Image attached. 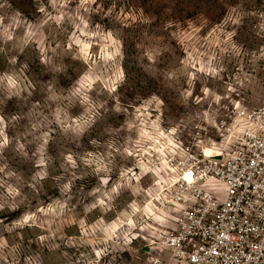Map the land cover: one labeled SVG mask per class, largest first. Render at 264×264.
Segmentation results:
<instances>
[{"label":"rangeland","instance_id":"obj_1","mask_svg":"<svg viewBox=\"0 0 264 264\" xmlns=\"http://www.w3.org/2000/svg\"><path fill=\"white\" fill-rule=\"evenodd\" d=\"M44 3L59 21L41 26L37 0H0V143L5 136L9 141L0 148V197L11 203L13 190L26 197H16L15 210L0 212V234L9 246L13 235L17 242L25 232L51 235L75 253L74 264H107L114 242L130 230L118 262L131 264L135 248L140 264H152L161 253L159 232L171 224L169 158L197 139L203 151L221 152L230 143L222 123L241 99L231 91L234 81L244 79L249 96L257 83L264 88V58L253 62L258 49L236 56L228 43L240 10L256 9L239 0L230 7L221 0H177L175 9L155 0L82 7L69 0L64 15ZM255 4L264 7V0ZM238 36L231 43L239 45ZM133 67L141 83L129 82ZM119 71L123 82L116 81ZM94 113L96 123L81 131ZM212 113L215 127L206 118ZM39 172L47 175L37 192L30 185ZM117 185L122 196L111 192ZM91 205L97 206L89 211ZM29 213L35 223L15 227ZM70 239L79 246L69 247Z\"/></svg>","mask_w":264,"mask_h":264},{"label":"built area","instance_id":"obj_2","mask_svg":"<svg viewBox=\"0 0 264 264\" xmlns=\"http://www.w3.org/2000/svg\"><path fill=\"white\" fill-rule=\"evenodd\" d=\"M227 118L217 155L197 139L169 158L171 224L152 264H264V111Z\"/></svg>","mask_w":264,"mask_h":264},{"label":"clouds","instance_id":"obj_3","mask_svg":"<svg viewBox=\"0 0 264 264\" xmlns=\"http://www.w3.org/2000/svg\"><path fill=\"white\" fill-rule=\"evenodd\" d=\"M95 0H81L80 6L82 7L85 3L91 4L94 3ZM153 2V0H151ZM38 8L37 11L42 14L43 19L41 20V26L44 23H48L49 21H59L60 16H53L51 12L48 11L44 0H37ZM49 3L56 9L57 13L64 12V15H68L64 10L67 8V4L69 0H49ZM155 3H163L168 5V9H175L177 0H155ZM221 3L224 4L225 7H230L233 4H237V0H221ZM239 4H244L246 7H253L256 10L253 11H245L241 9L237 15V19L234 21L236 24V30L228 33L229 37V46L234 51L236 56H240L242 50L245 48L256 47L259 51V56H256L253 53V62L256 59L264 58V7L258 6L255 4V0H239ZM115 5L113 4V7ZM79 10V9H77ZM232 11H236V8H233ZM191 26V22H189ZM239 33L238 40L240 41L239 45L231 43V38L237 36ZM223 70V69H221ZM194 79L189 81V88L193 87ZM222 79L217 74V80ZM128 80L131 84H138L142 82V78L138 72L135 71V67H133L128 73ZM116 81L123 82L124 81V73L119 71L116 76ZM115 83V82H114ZM234 84L238 87H232L231 91L235 92L237 96H240V101H234L237 109L241 113L252 112L254 110L264 111V88H260L259 83H257L253 89L252 94L249 96L247 94L249 85L245 84L244 79L237 77L234 81ZM215 86V85H214ZM259 89V90H257ZM129 87L125 86L123 92L120 94L123 97H126L129 92ZM202 91H207V88L201 89ZM98 92H102V89H98ZM115 91L114 87H109V92ZM211 95V93H209ZM199 103V101H197ZM246 105V107H245ZM95 119L92 116L89 117L88 121L85 122L84 127L81 131H85L86 127H92L96 120L100 117L98 113L93 114ZM204 118V117H202ZM210 125L215 127V113L208 115L206 117ZM17 119V118H15ZM259 123V122H258ZM0 125H3V121L0 120ZM223 125H221L222 127ZM261 127L264 128V124H261ZM208 135H214L212 128L206 130ZM0 135H3V132L0 131ZM8 139L5 136L3 142L0 143V148L4 145L8 144ZM210 142V141H209ZM92 144H96L97 140L93 139L91 141ZM20 148H23V145H19ZM67 161H72V156L68 155L65 157ZM40 163H44L41 160ZM4 169L0 168V172H3ZM47 175L46 172L37 173L33 179L35 183H32L30 187L33 190L37 189V184L39 180ZM59 179V177H57ZM107 180H105V183ZM116 188L111 190L112 194L115 196H122V194L117 191ZM195 190V189H193ZM19 196L20 199H26V197L19 192H15L13 190L12 202L9 203L7 198L0 197V212H6L8 210H15L19 205L20 201L16 199ZM97 205L88 206V210L90 211L92 207H96ZM107 208H111V197L109 200V204L106 206ZM31 222L35 223V217H33L30 213L26 216L25 220L19 221L15 227H23L25 223ZM9 233H13V228L6 229ZM132 233L130 230L122 231L120 236L117 238V241L114 242L112 246L113 255L108 259L107 264H126V262H118L117 253L119 250H123L126 246H128L131 242ZM35 242L37 244V248L33 249L31 244ZM80 241L77 240H69V247L79 246ZM47 249V251H45ZM133 253V260L131 264H140V258L136 254L135 248L129 249ZM95 251V248L93 249ZM109 249L105 248L101 255H107ZM75 253L69 255V252L64 250L60 244L52 242V236L46 235L41 236L35 232H25L21 237L19 242L16 241L15 235L12 236L11 246H9V241L5 240L3 234H0V264H21V259L23 258V264H74L73 257ZM80 256L85 260H88L87 256H84V253H80ZM75 264H79L77 260ZM88 264H99L97 260H88Z\"/></svg>","mask_w":264,"mask_h":264},{"label":"bare ground","instance_id":"obj_4","mask_svg":"<svg viewBox=\"0 0 264 264\" xmlns=\"http://www.w3.org/2000/svg\"><path fill=\"white\" fill-rule=\"evenodd\" d=\"M204 153L206 155H217L219 152L207 147L204 148Z\"/></svg>","mask_w":264,"mask_h":264}]
</instances>
